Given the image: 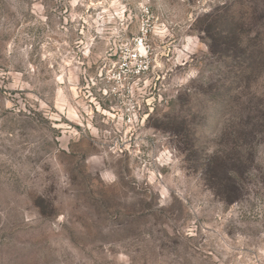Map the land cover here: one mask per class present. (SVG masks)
Here are the masks:
<instances>
[{"label": "rangeland", "instance_id": "rangeland-1", "mask_svg": "<svg viewBox=\"0 0 264 264\" xmlns=\"http://www.w3.org/2000/svg\"><path fill=\"white\" fill-rule=\"evenodd\" d=\"M0 264H264V0H0Z\"/></svg>", "mask_w": 264, "mask_h": 264}, {"label": "built area", "instance_id": "built-area-1", "mask_svg": "<svg viewBox=\"0 0 264 264\" xmlns=\"http://www.w3.org/2000/svg\"><path fill=\"white\" fill-rule=\"evenodd\" d=\"M150 47L146 41V33H141L140 36L133 38L132 42L122 52L120 59V69L125 72L141 73L147 69L146 60L149 55Z\"/></svg>", "mask_w": 264, "mask_h": 264}]
</instances>
